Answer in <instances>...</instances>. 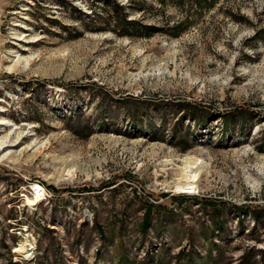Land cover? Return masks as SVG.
<instances>
[{"label":"rangeland","instance_id":"374dc122","mask_svg":"<svg viewBox=\"0 0 264 264\" xmlns=\"http://www.w3.org/2000/svg\"><path fill=\"white\" fill-rule=\"evenodd\" d=\"M241 262L264 264V0H0V264Z\"/></svg>","mask_w":264,"mask_h":264},{"label":"bare ground","instance_id":"6f19581e","mask_svg":"<svg viewBox=\"0 0 264 264\" xmlns=\"http://www.w3.org/2000/svg\"><path fill=\"white\" fill-rule=\"evenodd\" d=\"M183 162H184L183 178L177 184V190H184L189 192L196 191L197 179L199 177L201 170L199 167L200 160L190 156L188 157V159H183ZM36 188H37L36 197L40 199V197H42L43 195L42 188L41 187H36Z\"/></svg>","mask_w":264,"mask_h":264},{"label":"trees","instance_id":"16d2710c","mask_svg":"<svg viewBox=\"0 0 264 264\" xmlns=\"http://www.w3.org/2000/svg\"><path fill=\"white\" fill-rule=\"evenodd\" d=\"M130 21H133V20H130ZM154 207V206H153ZM145 217H144V220L146 222L145 226H144V230H148L149 228V220H150V215H149V212H146L145 214ZM247 257V254H245L242 259H246ZM241 264H244L243 262H241Z\"/></svg>","mask_w":264,"mask_h":264}]
</instances>
